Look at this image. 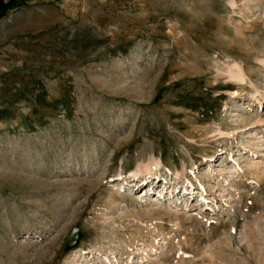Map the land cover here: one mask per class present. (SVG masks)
I'll list each match as a JSON object with an SVG mask.
<instances>
[{"label":"rangeland","instance_id":"rangeland-1","mask_svg":"<svg viewBox=\"0 0 264 264\" xmlns=\"http://www.w3.org/2000/svg\"><path fill=\"white\" fill-rule=\"evenodd\" d=\"M15 1L0 264H264V0Z\"/></svg>","mask_w":264,"mask_h":264},{"label":"trees","instance_id":"trees-1","mask_svg":"<svg viewBox=\"0 0 264 264\" xmlns=\"http://www.w3.org/2000/svg\"><path fill=\"white\" fill-rule=\"evenodd\" d=\"M14 0H0V18L5 15L6 11L14 6Z\"/></svg>","mask_w":264,"mask_h":264},{"label":"bare ground","instance_id":"bare-ground-1","mask_svg":"<svg viewBox=\"0 0 264 264\" xmlns=\"http://www.w3.org/2000/svg\"><path fill=\"white\" fill-rule=\"evenodd\" d=\"M156 167H158V164H156L152 169L147 170V172H152ZM210 202V201H208Z\"/></svg>","mask_w":264,"mask_h":264},{"label":"water","instance_id":"water-1","mask_svg":"<svg viewBox=\"0 0 264 264\" xmlns=\"http://www.w3.org/2000/svg\"><path fill=\"white\" fill-rule=\"evenodd\" d=\"M20 13H16V16H18ZM0 25H3V22L0 23Z\"/></svg>","mask_w":264,"mask_h":264},{"label":"crops","instance_id":"crops-1","mask_svg":"<svg viewBox=\"0 0 264 264\" xmlns=\"http://www.w3.org/2000/svg\"><path fill=\"white\" fill-rule=\"evenodd\" d=\"M14 3H17V1L14 0ZM15 5V4H14ZM9 10V9H8Z\"/></svg>","mask_w":264,"mask_h":264}]
</instances>
